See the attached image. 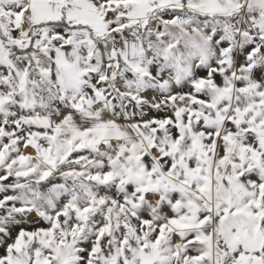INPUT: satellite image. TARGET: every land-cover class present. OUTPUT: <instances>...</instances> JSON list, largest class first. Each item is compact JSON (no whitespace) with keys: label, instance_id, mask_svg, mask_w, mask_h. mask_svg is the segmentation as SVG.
<instances>
[{"label":"snow or ice","instance_id":"snow-or-ice-1","mask_svg":"<svg viewBox=\"0 0 264 264\" xmlns=\"http://www.w3.org/2000/svg\"><path fill=\"white\" fill-rule=\"evenodd\" d=\"M0 264H264V0H0Z\"/></svg>","mask_w":264,"mask_h":264}]
</instances>
